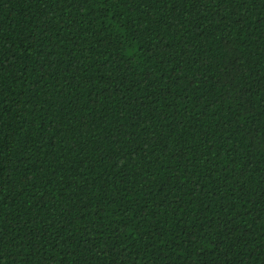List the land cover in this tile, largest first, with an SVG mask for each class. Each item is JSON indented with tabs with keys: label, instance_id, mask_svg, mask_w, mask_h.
Masks as SVG:
<instances>
[{
	"label": "trees",
	"instance_id": "1",
	"mask_svg": "<svg viewBox=\"0 0 264 264\" xmlns=\"http://www.w3.org/2000/svg\"><path fill=\"white\" fill-rule=\"evenodd\" d=\"M0 264H264V0H0Z\"/></svg>",
	"mask_w": 264,
	"mask_h": 264
}]
</instances>
